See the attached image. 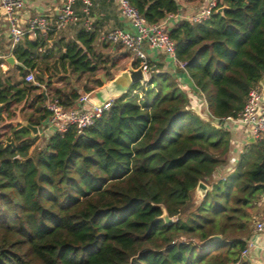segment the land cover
<instances>
[{
  "label": "trees",
  "instance_id": "16d2710c",
  "mask_svg": "<svg viewBox=\"0 0 264 264\" xmlns=\"http://www.w3.org/2000/svg\"><path fill=\"white\" fill-rule=\"evenodd\" d=\"M130 1L150 24L180 11L179 0ZM169 32L210 113L237 117L264 78V0H218L209 18L184 19ZM97 35L81 30L60 55L77 80L105 63L94 48ZM44 45L41 36L17 45L24 73L38 67ZM149 65V79L82 132H57L33 152L36 137L23 124L5 141L0 133V264H249L243 251L264 193V140L230 160L231 123L204 119L175 75ZM13 89H0V122L4 111L30 100L37 115L30 122L40 125L49 115L45 94L28 82ZM52 97L72 108L81 94L55 87ZM200 181L210 189L198 202ZM215 235L221 238L210 241Z\"/></svg>",
  "mask_w": 264,
  "mask_h": 264
},
{
  "label": "crops",
  "instance_id": "0c3cea01",
  "mask_svg": "<svg viewBox=\"0 0 264 264\" xmlns=\"http://www.w3.org/2000/svg\"><path fill=\"white\" fill-rule=\"evenodd\" d=\"M24 1L26 4L23 18L24 26L26 25V20L33 15H43L52 21H55L58 17L62 4L61 0ZM209 1L210 0H179V13L171 18H166L161 23H164L170 31L171 28L178 25L182 20L185 19V17L195 14L201 7L206 6ZM75 7L76 10L80 12L82 18L79 22L70 24L64 29H54L49 32H38L36 34L24 35L20 42H22L27 37L29 40L34 41L41 36L45 44L43 48L39 49L40 53L38 55V67L33 70L27 69L25 73L23 72V70H25L24 64L20 62L14 54L15 49H11V40L9 38L8 26L4 19V12L0 8V81L2 83L0 89L3 88V85L14 86L15 89L10 90L11 92H14V90H16L18 87L23 86L24 82H27L25 77L29 71H34L36 73V71L39 72L42 67L47 68L49 66L50 69L48 71L52 73V76L59 75L60 77L63 76L64 78L70 77L72 86L78 89L81 96L88 94L91 101L94 103H100L104 102L105 100L117 98L115 94L109 91L108 82H110V79L106 78V82L102 80V86L91 87V91L86 92L84 90L85 86L84 88L77 87L79 80L74 78L76 75L72 73L68 65L66 66V69L63 68L64 70H61L59 58L61 53L65 51L66 42L77 40V36L81 30L87 31L85 25L87 15L82 12L81 2H77ZM90 17L94 21V28L89 32H96L98 34L94 48L96 49L97 54L102 56V59L105 61V63H102L103 67H110L113 78H115L119 75V73L126 71L130 66H133L135 62H138V60L134 59L132 54L125 48L104 39V34L115 29H120L129 33H136V28L134 27L131 20L122 13L121 7L117 0H95L91 8ZM144 48L149 62L162 65L165 70L175 75L179 86L188 85V88L192 87L193 83L189 75L183 70L179 69L174 63L173 59L163 50L153 48L147 43L145 44ZM11 56L14 57V61L12 63L8 60V58ZM114 63H116L115 66L113 65ZM52 64H55V67L59 66L60 71L62 72L59 73L58 70H53V67L51 68ZM46 74L47 73L45 72V75ZM64 78H60L54 82V87L49 86L47 81L41 83L39 86V91H42V93L45 94V102L48 97H52L53 88L66 87ZM258 88L264 96V78L259 84ZM44 89L47 93L44 92ZM29 101L30 100H24L21 103L13 105L9 111H4V119L0 122V128L3 127V129H0V133L6 131L11 132L12 128L17 126L19 123L23 124L25 121L30 122V119H34V117L37 116L35 113V107H32L31 104H29ZM45 102L43 107H45ZM1 104L2 106H0V108L5 106V103ZM9 113L12 114L11 117L8 116ZM230 129L232 131V146L234 150V153H231L230 160L237 161L239 154L248 147V144L256 142L258 139L253 136L249 127L231 123ZM53 134L55 133L52 129L41 132L39 136L36 137L35 142L39 143L41 139L46 143L48 138ZM5 138L6 135L3 137V139ZM253 138L255 139L254 141H252ZM35 147V145L32 146V149ZM235 163L233 165L228 164L223 168L225 170V174L234 168ZM263 214L264 193L261 195L258 203L252 234L247 239L246 248H248V252L247 254H243V259L249 264H264V231L257 233L254 230L255 222L259 220Z\"/></svg>",
  "mask_w": 264,
  "mask_h": 264
},
{
  "label": "built area",
  "instance_id": "2783aa9c",
  "mask_svg": "<svg viewBox=\"0 0 264 264\" xmlns=\"http://www.w3.org/2000/svg\"><path fill=\"white\" fill-rule=\"evenodd\" d=\"M95 0H61V8L58 17L52 21L43 15H33L26 20L23 25L25 1L24 0H0V8L4 12V19L8 26L9 38L11 40V49L14 50L26 34H36L38 32H49L54 29H64L70 24L79 22L82 18L80 12L76 10L75 4L81 2L82 12L87 15L85 20L86 30L91 31L94 28V21L90 17L91 8ZM122 13L128 17L136 28V33L125 32L120 29L111 30L104 34V39L114 44L124 47L129 51L134 59L139 60L149 79L151 67L148 56L145 51V44L153 48L163 50L170 56L177 67L187 73V62L179 60L176 56V41L170 36V32L164 23L150 24L144 15L132 5L130 0H117ZM218 8V0H210L206 6L201 7L195 14L185 19L193 22H201L209 18L213 11ZM176 14H170L171 18ZM188 74V73H187ZM26 81L40 86L36 79L34 71H29L25 77ZM181 86V85H180ZM188 86V85H187ZM184 88L190 98V102L195 104L193 107L206 120H214L219 126H225L226 123L240 124L251 129V133L256 139L264 140V96L258 87L253 88L248 96L243 110L237 117L218 119L209 111L204 95L198 91L193 84ZM44 92L46 90L44 89ZM115 99H109L104 102L94 103L88 94L82 95L77 106L66 108L57 98L48 97L45 102V108L49 112L39 127V132H45L52 129L54 133H63L67 129L74 127L79 132L92 126L106 111H108ZM196 102V103H195ZM254 230L257 233L264 231V214L255 222ZM248 248L243 251L247 254ZM233 264H240L239 262Z\"/></svg>",
  "mask_w": 264,
  "mask_h": 264
},
{
  "label": "water",
  "instance_id": "95a60500",
  "mask_svg": "<svg viewBox=\"0 0 264 264\" xmlns=\"http://www.w3.org/2000/svg\"><path fill=\"white\" fill-rule=\"evenodd\" d=\"M223 10H224L223 7L219 8L218 12H223ZM8 60L12 63L14 61V57L11 56L10 58H8ZM102 80L104 82L107 81L106 77H103ZM147 80L148 78L146 77L143 67L141 65L137 67L133 65V66H130L126 71L119 73L117 77L109 80L110 82H108L109 83L108 88H109V91L115 94L118 98L122 94L126 93L134 84L145 83ZM0 106H2L1 103H0ZM23 125L26 126L31 131V137L39 136L40 132H39L38 125H34L30 123L29 121H25ZM254 140L255 139L253 138L252 141ZM11 144L14 145L15 142L11 141ZM209 189H210V186L207 183H205L204 181L199 182L196 190L200 192L201 200L204 198V196L206 195ZM162 218L165 220L167 224H171L173 222V218L168 215L166 209H164V214ZM219 238H221L220 235H215L210 239V241L213 239H219ZM210 241H207L206 243H209Z\"/></svg>",
  "mask_w": 264,
  "mask_h": 264
},
{
  "label": "rangeland",
  "instance_id": "374dc122",
  "mask_svg": "<svg viewBox=\"0 0 264 264\" xmlns=\"http://www.w3.org/2000/svg\"><path fill=\"white\" fill-rule=\"evenodd\" d=\"M122 47V46H121ZM124 48V47H123ZM138 63H140V61L138 60ZM99 65H100V69H99V71L96 73V75H91V74H86V75H84V76H81L80 78H79V82H78V86L77 87H82V88H84V86L86 85L87 87H89V88H91V87H94L95 85H94V80L96 79V78H100L101 80H102V78L103 77H109V76H112L113 74L111 73L112 71H111V68L110 67H108V66H104L103 67V65H102V63H99ZM53 67V70H58V72L59 73H61L64 69L61 67V70L62 71H60V68H59V66L58 67H55V64L53 65H51V68ZM103 67V68H102ZM44 69H45V67H42L41 69H40V71L39 72H37L36 71V73H35V75H36V79H37V81L39 82V76H43L44 77V79H45V81H51V83H52V87H54V82H56L57 80H59L60 78H64L63 76H59V75H54V76H52L51 74V72L50 71H48L47 72V74L45 75L44 74ZM50 69V67L48 66V70ZM111 74H109V73ZM74 78H76V77H74ZM64 83H65V86L67 87V88H71L72 87V84H71V78L70 77H65L64 78ZM196 103V102H195ZM190 104H191V107L193 108V107H195L196 105L194 104L193 105V103L192 102H190ZM1 130L3 129V127L2 128H0ZM2 134H5L6 135V138L5 139H3L4 141L6 140V139H9V137L11 136V132H8V131H6V132H1ZM5 135H3V136H5ZM259 140V139H258ZM261 140H259V142H260ZM35 142V141H34ZM36 146L37 148L39 147V148H43V146L45 145V142L43 141V140H41L40 139V142L38 143V142H35L34 144H33V146ZM32 152H33V149H32ZM252 153H250L249 155H251ZM252 158H253V156H252ZM236 162V161H235ZM224 171V173H225V170H223ZM223 172L221 171L220 172V175L222 174ZM195 200H197L198 202H200L201 201V194H200V192H198L197 190L195 191Z\"/></svg>",
  "mask_w": 264,
  "mask_h": 264
}]
</instances>
